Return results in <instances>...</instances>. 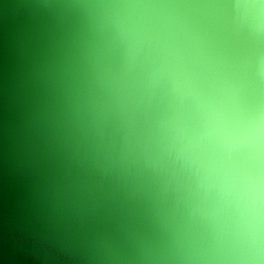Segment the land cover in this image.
Segmentation results:
<instances>
[{
	"label": "water",
	"instance_id": "95a60500",
	"mask_svg": "<svg viewBox=\"0 0 264 264\" xmlns=\"http://www.w3.org/2000/svg\"><path fill=\"white\" fill-rule=\"evenodd\" d=\"M0 264H264V0H0Z\"/></svg>",
	"mask_w": 264,
	"mask_h": 264
}]
</instances>
